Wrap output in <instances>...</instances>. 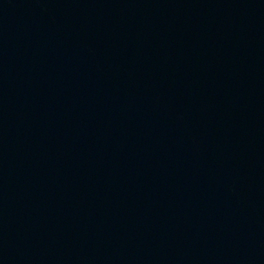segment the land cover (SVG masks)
<instances>
[{
    "label": "water",
    "instance_id": "obj_1",
    "mask_svg": "<svg viewBox=\"0 0 264 264\" xmlns=\"http://www.w3.org/2000/svg\"><path fill=\"white\" fill-rule=\"evenodd\" d=\"M0 264H264V0H0Z\"/></svg>",
    "mask_w": 264,
    "mask_h": 264
}]
</instances>
